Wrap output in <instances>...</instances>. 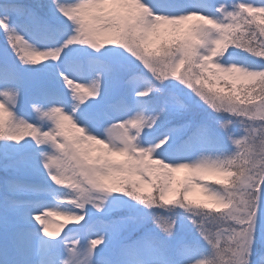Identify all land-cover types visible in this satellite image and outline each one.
Returning a JSON list of instances; mask_svg holds the SVG:
<instances>
[{"label": "snow or ice", "instance_id": "snow-or-ice-1", "mask_svg": "<svg viewBox=\"0 0 264 264\" xmlns=\"http://www.w3.org/2000/svg\"><path fill=\"white\" fill-rule=\"evenodd\" d=\"M0 264H264V0H0Z\"/></svg>", "mask_w": 264, "mask_h": 264}, {"label": "rangeland", "instance_id": "rangeland-1", "mask_svg": "<svg viewBox=\"0 0 264 264\" xmlns=\"http://www.w3.org/2000/svg\"><path fill=\"white\" fill-rule=\"evenodd\" d=\"M182 175V173H178L177 174V176L178 177H180ZM192 198H194V199H198V198H200V194H199V192L198 191H196V192H193L192 193ZM56 222H63V220H62V218H60V217H54L53 218Z\"/></svg>", "mask_w": 264, "mask_h": 264}]
</instances>
